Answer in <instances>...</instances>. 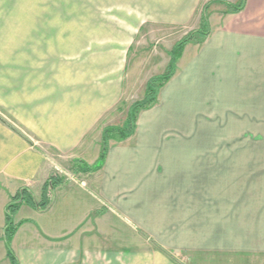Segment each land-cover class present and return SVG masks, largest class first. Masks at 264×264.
Listing matches in <instances>:
<instances>
[{
  "label": "crops",
  "instance_id": "1",
  "mask_svg": "<svg viewBox=\"0 0 264 264\" xmlns=\"http://www.w3.org/2000/svg\"><path fill=\"white\" fill-rule=\"evenodd\" d=\"M152 1L159 25H196L207 6L208 34L184 47L156 103L138 114L132 136L110 144L87 190L63 183L47 209L20 205L9 242L18 264L264 260V0ZM22 82V73L0 72V264H11L3 237L11 197L27 188L42 198L58 171L52 152L94 162L83 140L112 105ZM104 214L157 249L125 237L105 248Z\"/></svg>",
  "mask_w": 264,
  "mask_h": 264
},
{
  "label": "rangeland",
  "instance_id": "2",
  "mask_svg": "<svg viewBox=\"0 0 264 264\" xmlns=\"http://www.w3.org/2000/svg\"><path fill=\"white\" fill-rule=\"evenodd\" d=\"M151 4L155 2L0 0V72L22 73L24 90L34 87L40 92L47 91L54 95L65 90L66 95L70 93L69 97L72 99L81 90L85 94L89 92L91 99L112 102L82 144L87 147L88 153L95 149L99 155L103 128L125 124L130 106L144 98L147 81L165 73L171 61L173 46L188 34L193 35L183 45V51L192 40L203 39L209 32L207 6H204L196 25L190 23L172 26L156 24L147 10ZM202 17L207 21L208 31L202 23ZM206 31L207 34H203ZM180 56L175 61V70ZM115 94L118 95L117 99H114ZM126 139L114 136L109 139V145ZM51 154L56 159L58 168V171L54 170L52 173L60 176L63 180L61 184L69 185L73 191L87 190L91 175L100 170L77 172L73 161L81 160L79 157L68 161L53 152ZM94 162L86 163L91 165ZM60 197L62 198V194ZM93 217V214L90 215L88 221L93 222ZM111 221L116 225L114 220ZM111 221L110 216H102V242L105 248L117 247L118 239L114 240L113 237H125L128 245L140 249H157L154 244L132 233L130 229L127 230L121 224L114 226ZM114 228L117 230H112ZM109 258L104 257L103 264H110ZM177 262L264 264V260L258 262L253 258L246 260L234 256L204 257L203 260H198L188 255Z\"/></svg>",
  "mask_w": 264,
  "mask_h": 264
},
{
  "label": "trees",
  "instance_id": "3",
  "mask_svg": "<svg viewBox=\"0 0 264 264\" xmlns=\"http://www.w3.org/2000/svg\"><path fill=\"white\" fill-rule=\"evenodd\" d=\"M242 5L231 6V9L236 12L241 9ZM206 19L202 17V23L207 28ZM208 31V28H207ZM207 31L203 34H207ZM197 33V32H196ZM193 35L188 34L181 41H178L172 48L171 51V61L168 65L165 73L151 77L146 83L145 96L144 98L136 103H133L127 112L126 122L123 126H105L101 134V147L98 158L93 164H87L82 160H74L73 166L74 170L77 172H90L97 171L101 169L108 149L109 139L116 136L118 139L128 138L134 133L136 116L139 111L146 110L154 105L159 89L164 85L173 75L175 70V61L180 56L183 45L190 41ZM62 178L55 173H51L46 182L43 185V196L39 201H36L30 191L27 188L19 189L10 199L5 208V225L3 229V237L7 244V254L11 261V264H18V261L9 247V242L15 234L18 225L14 222V214L20 207L22 203H27L31 206L37 207L39 209H47L51 205V191L57 185L62 183Z\"/></svg>",
  "mask_w": 264,
  "mask_h": 264
}]
</instances>
